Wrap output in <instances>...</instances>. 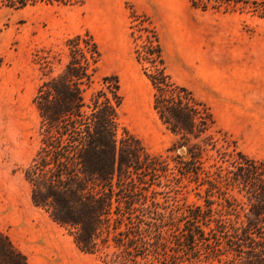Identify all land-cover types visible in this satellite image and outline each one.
<instances>
[{"label":"trees","instance_id":"1","mask_svg":"<svg viewBox=\"0 0 264 264\" xmlns=\"http://www.w3.org/2000/svg\"><path fill=\"white\" fill-rule=\"evenodd\" d=\"M83 1L0 0V9ZM242 2L264 17V0ZM128 8L147 33L133 54L158 120L175 136L171 154L149 153L121 124L119 79L97 82L101 53L84 29L61 51L33 54L39 144L23 168L32 204L103 264H264V161L239 149L210 106L173 79L156 27ZM0 264H27L1 227Z\"/></svg>","mask_w":264,"mask_h":264},{"label":"rangeland","instance_id":"2","mask_svg":"<svg viewBox=\"0 0 264 264\" xmlns=\"http://www.w3.org/2000/svg\"><path fill=\"white\" fill-rule=\"evenodd\" d=\"M194 2L203 12V26L194 36L174 42L159 37L167 71L210 106L218 126L232 135L239 149L264 161V17L242 0ZM90 5L92 13L86 12ZM109 7L107 0H84L81 5L40 2L0 9V227L25 254L27 264H43L46 248L64 254L60 264H103L98 255L79 251L65 230L32 204L23 177L39 144V117L32 104L41 81L33 60L36 50L61 51L66 37L89 30L101 53L97 82L109 74L119 79L121 124L149 153L171 154L175 136L158 120L153 89L133 54L147 33L131 17L126 26L107 24ZM233 16L241 18L239 26ZM182 197L178 195V204ZM186 200H194L191 192Z\"/></svg>","mask_w":264,"mask_h":264},{"label":"crops","instance_id":"3","mask_svg":"<svg viewBox=\"0 0 264 264\" xmlns=\"http://www.w3.org/2000/svg\"><path fill=\"white\" fill-rule=\"evenodd\" d=\"M107 2L111 6L107 9L109 12L105 17L107 24L126 26L130 18L127 5H130L138 14L149 17L159 37H163L164 41L189 40L194 36L193 31H198V27L203 26V12L193 6L190 0H107ZM86 12H94L93 6L87 7ZM233 19L238 26L242 22L240 17L233 16Z\"/></svg>","mask_w":264,"mask_h":264},{"label":"bare ground","instance_id":"4","mask_svg":"<svg viewBox=\"0 0 264 264\" xmlns=\"http://www.w3.org/2000/svg\"><path fill=\"white\" fill-rule=\"evenodd\" d=\"M143 94H141V104H142V108H144V103H143ZM138 111V110H137ZM139 112V111H138ZM140 117V116H139ZM143 119V118H142ZM145 122V121H143ZM149 123V122H148ZM148 126V125H147ZM31 221V220H30ZM29 225V224H28ZM30 226V225H29ZM33 225H31L32 227ZM28 228V227H27ZM36 229V228H35ZM40 229V228H39ZM44 229V228H43ZM42 231V230H41ZM43 233V232H42ZM48 233V232H47ZM33 234V233H32ZM31 234V235H32ZM37 235V234H36ZM46 235V234H45ZM53 236V235H52ZM34 237V236H33ZM36 237V236H35ZM38 237V236H37ZM36 237V238H37ZM47 238V237H46ZM33 238H31L32 240ZM45 239V238H44ZM50 239V238H48ZM53 239V238H52ZM33 241V240H32ZM46 241V240H45ZM52 242V241H51ZM44 243V242H43ZM49 243V242H48ZM45 245V244H44ZM42 245V246H44ZM51 245V244H50ZM61 245V244H60ZM35 247V245H34ZM33 247V248H34ZM55 247V246H54ZM57 247V246H56ZM60 247V246H59ZM38 248V247H37ZM36 248V250H38ZM43 248V247H42ZM41 248V249H42ZM58 249V248H57ZM62 249V248H61ZM59 250V249H58ZM63 250V249H62ZM41 251V250H40ZM39 252V250H38ZM36 253V252H35ZM62 256V257H61ZM58 255L57 251H54L52 250L51 248H46V249H42V260H43V264H60V260L61 258H63L64 254L63 255ZM41 258V257H40ZM66 261V260H65ZM41 264V263H40Z\"/></svg>","mask_w":264,"mask_h":264},{"label":"water","instance_id":"5","mask_svg":"<svg viewBox=\"0 0 264 264\" xmlns=\"http://www.w3.org/2000/svg\"><path fill=\"white\" fill-rule=\"evenodd\" d=\"M181 152H183V150H180Z\"/></svg>","mask_w":264,"mask_h":264}]
</instances>
